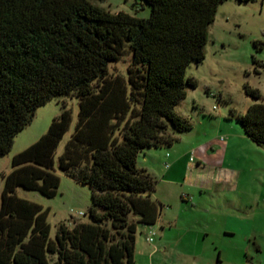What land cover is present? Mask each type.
Returning <instances> with one entry per match:
<instances>
[{
	"label": "trees",
	"instance_id": "obj_1",
	"mask_svg": "<svg viewBox=\"0 0 264 264\" xmlns=\"http://www.w3.org/2000/svg\"><path fill=\"white\" fill-rule=\"evenodd\" d=\"M225 1L134 0L135 11L149 10L137 18L89 0H0V156L38 107L76 97V123L57 165L91 192L90 222L60 223L53 239L48 211L15 194L20 187L56 195L54 154L71 123L63 106L3 175L0 264L134 263L137 227L154 225L162 208L151 197L157 182L137 157L171 147L170 130L191 129L175 108L196 87L186 68L203 61L208 27ZM126 56V77L112 74L109 64ZM244 93L255 102L236 122L264 148V100L248 86Z\"/></svg>",
	"mask_w": 264,
	"mask_h": 264
},
{
	"label": "rangeland",
	"instance_id": "obj_2",
	"mask_svg": "<svg viewBox=\"0 0 264 264\" xmlns=\"http://www.w3.org/2000/svg\"><path fill=\"white\" fill-rule=\"evenodd\" d=\"M89 1L111 13L121 11L137 18L149 15L147 8L135 11L134 0ZM128 60L126 56L110 63L109 71L126 77ZM185 77L195 80L196 87L187 88L175 112L188 121L191 129L181 133L170 130L177 139L171 147L146 150L136 160L139 168L152 169L159 182L165 162L183 158L164 177L155 194L163 205L160 214L170 218L171 224L163 230L156 223L137 227L133 264H264V173L237 160L230 150L221 153L215 143L225 142L229 136H235V141L242 137L236 115L255 102L245 95V86L258 90L264 100V0H226L220 4L208 27L204 59L190 63ZM63 106L71 111V123L54 154V172L59 177L56 195L45 198L34 191L15 189L17 197L48 211L51 239L60 223L71 228L74 221L90 222L89 187L66 176L57 165L76 123L78 99L56 96L38 107L32 121L15 135L10 151L0 156L1 195L3 175L11 170L12 157L37 141ZM198 145L204 146L208 160L201 165L197 163L198 154L193 155ZM192 159L195 163H188ZM226 219L233 231L225 230ZM151 230L154 233L148 244ZM154 249L156 253L149 255Z\"/></svg>",
	"mask_w": 264,
	"mask_h": 264
},
{
	"label": "crops",
	"instance_id": "obj_3",
	"mask_svg": "<svg viewBox=\"0 0 264 264\" xmlns=\"http://www.w3.org/2000/svg\"><path fill=\"white\" fill-rule=\"evenodd\" d=\"M242 137H236L238 139H236V141L234 140L235 136H229L228 139L224 142V141H215V143L218 145V147L216 146V149L218 151H220L221 153L225 154L227 151H231V155H237V160H244L245 162H248L252 165L253 170H257V171H262L264 173V148H260L258 146H256L255 144H253L246 136L243 135V133H239ZM234 137V138H233ZM220 148V149H218ZM243 150V151H241ZM193 155L195 154L198 157H196L197 159V163L198 165H201V163L203 161H208L205 159V148L203 145H198L194 150H193ZM150 154V153H149ZM194 155V157H195ZM145 156V155H144ZM166 158L169 159L168 154H166ZM186 157V156H185ZM235 157V156H234ZM183 159L180 156H177L176 158H173L171 160V163L165 162L164 164V168L165 170L163 172H161L160 175V180H158L159 182H157L156 184V189L155 192L152 194V199L156 200V201H160V196H156V191H157V186L160 185L161 183L165 182L164 181V177L169 175L171 171L174 170L175 166L178 164V162ZM195 159V158H194ZM217 159H219V157L217 158V156L215 157V163H217ZM259 160H263V163L261 162V165L259 164ZM211 162V161H210ZM188 163L190 164H194V160H188ZM167 165V167H166ZM146 171L153 176V178L155 179V176L152 174L154 172H152L153 170L145 168ZM160 203V202H159ZM162 205V204H161ZM163 206V205H162ZM162 210V208H161ZM161 213V211H160ZM170 218L166 219L165 218V214H160L158 220L156 221V224H158L160 226V230H163L164 227L167 225V227H169V225L171 224V220H169ZM175 219H177V217H175ZM174 219V221H175ZM228 220L226 219V223H225V230L226 231H233V228L231 227V225L228 224L227 222ZM149 227V226H148ZM163 227V228H162ZM154 233L152 230L149 231ZM149 244V243H148ZM155 252V249L153 251H151L149 253V255H153Z\"/></svg>",
	"mask_w": 264,
	"mask_h": 264
},
{
	"label": "built area",
	"instance_id": "obj_4",
	"mask_svg": "<svg viewBox=\"0 0 264 264\" xmlns=\"http://www.w3.org/2000/svg\"><path fill=\"white\" fill-rule=\"evenodd\" d=\"M80 215H83V214L80 213ZM151 236H153V233H152V232H149V233H148V236H147V238H146V241H147L148 243H151V242H152Z\"/></svg>",
	"mask_w": 264,
	"mask_h": 264
}]
</instances>
